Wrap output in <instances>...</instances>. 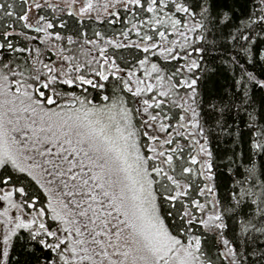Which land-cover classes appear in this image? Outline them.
Here are the masks:
<instances>
[{
  "label": "snow or ice",
  "instance_id": "snow-or-ice-1",
  "mask_svg": "<svg viewBox=\"0 0 264 264\" xmlns=\"http://www.w3.org/2000/svg\"><path fill=\"white\" fill-rule=\"evenodd\" d=\"M0 264H264V0H0Z\"/></svg>",
  "mask_w": 264,
  "mask_h": 264
}]
</instances>
